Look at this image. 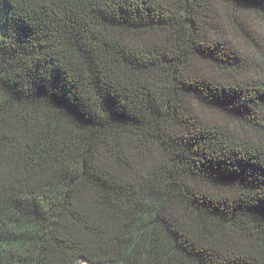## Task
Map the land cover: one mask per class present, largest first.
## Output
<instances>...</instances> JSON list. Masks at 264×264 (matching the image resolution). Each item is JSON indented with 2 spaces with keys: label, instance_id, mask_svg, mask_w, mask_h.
<instances>
[{
  "label": "trees",
  "instance_id": "trees-1",
  "mask_svg": "<svg viewBox=\"0 0 264 264\" xmlns=\"http://www.w3.org/2000/svg\"><path fill=\"white\" fill-rule=\"evenodd\" d=\"M264 0H0V264H264Z\"/></svg>",
  "mask_w": 264,
  "mask_h": 264
},
{
  "label": "rangeland",
  "instance_id": "rangeland-1",
  "mask_svg": "<svg viewBox=\"0 0 264 264\" xmlns=\"http://www.w3.org/2000/svg\"><path fill=\"white\" fill-rule=\"evenodd\" d=\"M257 30L261 34L262 37H264V22L263 21H257ZM78 264H91L88 262L81 261Z\"/></svg>",
  "mask_w": 264,
  "mask_h": 264
}]
</instances>
